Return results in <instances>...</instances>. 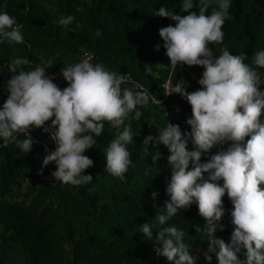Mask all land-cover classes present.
Wrapping results in <instances>:
<instances>
[{
  "label": "clouds",
  "instance_id": "clouds-1",
  "mask_svg": "<svg viewBox=\"0 0 264 264\" xmlns=\"http://www.w3.org/2000/svg\"><path fill=\"white\" fill-rule=\"evenodd\" d=\"M230 5L231 0H181L180 11L187 15L164 6L157 12V16L175 22L159 30L170 67L203 68L197 81L201 87L190 93L185 81L174 85L168 78L162 84L163 99H157L129 74L109 71L101 63L93 64L91 51L51 72H46L51 60L25 70L22 66L30 63L27 58L12 59L14 74L6 83L7 98L0 105V141H3L0 149L6 143H14L27 154L33 145L39 146L42 167H46L54 182L72 186L90 184L93 177L84 174V170L93 161L84 153L97 143L96 137L108 122L117 134L103 151L104 169L123 180L129 167H135L128 145L136 134L126 121L139 120L142 115L139 109L150 102L160 104L169 101L173 93L179 94L191 106V117L186 119L190 132H182L178 125L167 122L157 129V135L149 134L142 140L145 146L163 145L167 149L171 176L165 188L169 199L157 210L155 223H144L139 231L153 242L155 254L171 264H197L200 255L211 264L209 253L215 255L217 264H264V89L258 87L264 80L257 71L264 68V50L254 53L251 65L244 62L243 53L232 55L226 48L214 55L209 44L222 43V25L229 17ZM194 6L198 11H191ZM73 19L71 15L61 16L57 23L65 26ZM96 35L100 36L99 30ZM5 42L21 44L24 37L16 18L0 11V44ZM86 52L92 57L81 59ZM59 70L67 86L53 80L51 75ZM150 70L145 65V71ZM129 82L133 84L131 87H122ZM173 103L180 105L172 101L173 110ZM46 122L50 124L45 126ZM32 128L50 133L55 149L46 155L45 147L29 136ZM20 134L24 139L17 138ZM225 144L224 150L202 161V156H208L213 147ZM144 150L148 153L147 147ZM159 156L157 151L153 161ZM50 162L55 165L52 173ZM225 194L233 206L229 215L234 225L227 243L214 235L224 228L220 221L225 213L222 201ZM157 195L155 191L151 193L153 199ZM193 203L205 220L203 227L195 226L196 231L208 242L206 251L201 253L197 249V254H190L184 242L185 231L167 224L178 210ZM154 227L159 229L155 237L151 231ZM240 254L246 259L240 260Z\"/></svg>",
  "mask_w": 264,
  "mask_h": 264
},
{
  "label": "trees",
  "instance_id": "trees-1",
  "mask_svg": "<svg viewBox=\"0 0 264 264\" xmlns=\"http://www.w3.org/2000/svg\"><path fill=\"white\" fill-rule=\"evenodd\" d=\"M161 6L187 15L180 11L181 0H0V11L16 18L24 37L21 44H0V105L7 98L6 83L14 74L12 59L27 58L30 63L22 66L25 70L51 60L46 69L51 72L74 63L85 51L94 54L93 64L129 74L157 99H163L162 84L168 78L174 85L185 81L189 93L200 88L197 81L203 71L201 66L170 67L159 30L175 22L157 16ZM191 11L198 8L194 6ZM228 11L229 17L222 25V43L213 42L209 47L217 56L221 48L232 55L243 53L244 62L251 65L254 53L264 50V0H231ZM68 15L74 17L71 24L57 23L59 17ZM145 65L151 70L146 72ZM257 71L264 80V68ZM132 85L129 82L122 87ZM258 87L264 89V84ZM172 101L180 103V113L170 107ZM139 110V120L126 121L136 134L128 145L135 167H129L123 180L104 169L103 151L117 134L108 122L96 137L97 143L84 153L93 161L84 170L93 177L90 184L54 182L42 167L39 146L33 145L27 154L14 143L0 149V264H171L155 254L153 242L139 231L144 223H155L157 210L169 199L165 188L171 176L167 149L163 145L145 146L142 140L146 135H157V129L167 122L178 125L182 132H190L186 119L191 117V106L173 93L169 101L150 102ZM17 138L22 140L24 136ZM226 147L227 144L213 147L202 161ZM157 151L159 159L153 161ZM154 191L158 193L155 199L151 196ZM222 201L225 213L220 223L224 228L214 235L227 243L234 227L229 215L233 206L226 194ZM167 224L185 231L184 242L190 254H197V249L206 251L208 242L195 227H203L205 220L195 203L178 210ZM158 230L151 229L153 237ZM209 255L211 264H217L215 255ZM238 258L246 259L243 254ZM197 264H207L203 255Z\"/></svg>",
  "mask_w": 264,
  "mask_h": 264
},
{
  "label": "built area",
  "instance_id": "built-area-1",
  "mask_svg": "<svg viewBox=\"0 0 264 264\" xmlns=\"http://www.w3.org/2000/svg\"><path fill=\"white\" fill-rule=\"evenodd\" d=\"M87 56L92 57V54L90 52H86L82 55L81 59L85 58ZM51 76L54 78L53 80L56 81L57 83L66 84V86H67V82L63 79L62 75L60 74V70L55 72ZM126 76L129 78V81H132V79L129 77V75H126ZM134 84H138V83L135 82ZM138 85H140V84H138ZM169 96L170 95H166V98H168ZM172 107L174 108V110L176 112H180V105L178 103H173ZM47 124H50V123L46 122L45 126H47ZM49 135H50V133L42 131V128H32L31 131L29 132V136L34 141V143L42 144L45 147L46 155L49 154L51 151H53L56 147L55 142L49 139ZM49 166L51 168V173L53 171H55L54 163L50 162Z\"/></svg>",
  "mask_w": 264,
  "mask_h": 264
}]
</instances>
